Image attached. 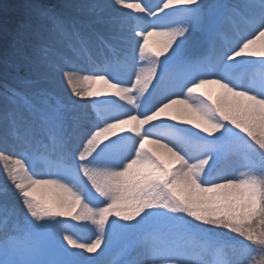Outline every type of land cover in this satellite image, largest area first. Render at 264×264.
Returning <instances> with one entry per match:
<instances>
[{
  "label": "snow or ice",
  "instance_id": "6c2138e0",
  "mask_svg": "<svg viewBox=\"0 0 264 264\" xmlns=\"http://www.w3.org/2000/svg\"><path fill=\"white\" fill-rule=\"evenodd\" d=\"M0 145V264H264V0H25Z\"/></svg>",
  "mask_w": 264,
  "mask_h": 264
},
{
  "label": "bare ground",
  "instance_id": "6f19581e",
  "mask_svg": "<svg viewBox=\"0 0 264 264\" xmlns=\"http://www.w3.org/2000/svg\"><path fill=\"white\" fill-rule=\"evenodd\" d=\"M59 1H61V3H62V0H59ZM130 2H132V0H130ZM150 2L152 3L153 6H155L157 0H150ZM24 3H25V0H0V24L11 25L12 22H14L17 19H19L21 11L23 9ZM52 4L53 5H58V0H52ZM79 63H80L81 67H86V65L83 62H79ZM59 79H60V86L62 87V89L68 95H70L71 94V90L68 88L67 84L65 82H63L62 78H59ZM96 87H100V86L97 85ZM107 98L108 97H103V96L102 97H93V98H89L87 100V102L88 101L90 102V100H104V99H107ZM73 99H75V97H73ZM202 134H205V133H202ZM0 151L7 152L8 154L13 155V156H18L20 154L19 151H13L10 148H5L3 145H0ZM3 163H4L3 161H0V187H7V188L11 189L10 182L8 180L7 181H5V180L3 181L1 179V178H4V177L7 178L6 174L4 173ZM35 169L37 171H41L42 170V166L41 165H36ZM63 218H66V217H61L59 219L62 220ZM67 218H70V217H67ZM112 218L113 217H110L109 219L113 220ZM114 219H116V218L114 217ZM81 228H82V226H81ZM91 228H92L91 224L87 225V230H85V233H87L89 231V229H91Z\"/></svg>",
  "mask_w": 264,
  "mask_h": 264
},
{
  "label": "rangeland",
  "instance_id": "374dc122",
  "mask_svg": "<svg viewBox=\"0 0 264 264\" xmlns=\"http://www.w3.org/2000/svg\"><path fill=\"white\" fill-rule=\"evenodd\" d=\"M49 2L52 3V0H49ZM158 2H159V0H157L156 4ZM60 3H61V1L58 0V4H60ZM81 103L87 104V103H89V101L87 102V100H85V101H81ZM169 123L175 124L177 127H184V128L190 129L191 131L198 132L197 129H192L191 128V125H180L176 121H169ZM200 135L205 136L206 139H211V137H207L206 134H202L201 133ZM240 170H241L240 162L239 161H233L228 166L227 174L230 175V176H238ZM4 178H1V179L3 181L4 180L5 181L8 180L6 177H4ZM112 219L114 220V217ZM61 221H62L63 226H64L63 227V230L64 231L71 232V233H74V234L79 235V236H82V237L84 236L87 239L94 238V235H95V227L94 226H92V228L89 229V231L87 233H85V230H81L82 229L81 228V226H82L81 222L73 221V220H71L70 218H67V217L66 218H63ZM117 223H123V222L117 220ZM113 247H114V249L118 248L119 247V241H114ZM204 258L205 259H208V260H211L212 259L211 255H206Z\"/></svg>",
  "mask_w": 264,
  "mask_h": 264
}]
</instances>
